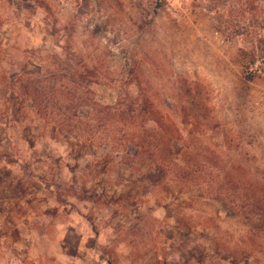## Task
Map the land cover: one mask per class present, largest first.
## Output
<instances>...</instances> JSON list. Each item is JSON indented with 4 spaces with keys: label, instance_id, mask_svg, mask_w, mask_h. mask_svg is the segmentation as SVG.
Wrapping results in <instances>:
<instances>
[{
    "label": "rangeland",
    "instance_id": "1",
    "mask_svg": "<svg viewBox=\"0 0 264 264\" xmlns=\"http://www.w3.org/2000/svg\"><path fill=\"white\" fill-rule=\"evenodd\" d=\"M0 264H264V0H0Z\"/></svg>",
    "mask_w": 264,
    "mask_h": 264
}]
</instances>
